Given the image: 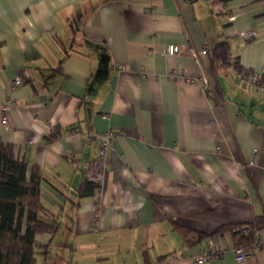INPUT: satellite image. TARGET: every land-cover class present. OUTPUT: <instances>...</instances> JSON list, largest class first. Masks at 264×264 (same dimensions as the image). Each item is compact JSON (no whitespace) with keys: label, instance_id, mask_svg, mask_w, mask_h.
<instances>
[{"label":"crops","instance_id":"crops-1","mask_svg":"<svg viewBox=\"0 0 264 264\" xmlns=\"http://www.w3.org/2000/svg\"><path fill=\"white\" fill-rule=\"evenodd\" d=\"M224 2L232 22L208 0H0V106L12 100L0 140L42 173L43 218L57 224L37 238L42 261L198 264L217 236L188 246L181 229L254 221L257 249L237 262L220 235L209 264H264V89L192 55L227 41L260 75L264 0ZM170 44L181 52L164 55ZM104 131L116 137L102 161Z\"/></svg>","mask_w":264,"mask_h":264},{"label":"trees","instance_id":"trees-1","mask_svg":"<svg viewBox=\"0 0 264 264\" xmlns=\"http://www.w3.org/2000/svg\"><path fill=\"white\" fill-rule=\"evenodd\" d=\"M212 60L217 68L235 69L239 76L247 75L258 86H264V69L255 75L243 68L237 59L233 60L230 45L219 41L211 49ZM43 176L40 169L29 166L19 157L17 148L0 140V264H36L38 255H46L48 245L38 242L40 236H53L57 224L43 218L44 204L41 198ZM98 185L83 182L82 196H94ZM260 228L251 221L220 225L212 234L181 229V235L188 246L198 244L203 238L229 234L236 247L250 246Z\"/></svg>","mask_w":264,"mask_h":264},{"label":"built area","instance_id":"built-area-1","mask_svg":"<svg viewBox=\"0 0 264 264\" xmlns=\"http://www.w3.org/2000/svg\"><path fill=\"white\" fill-rule=\"evenodd\" d=\"M185 1H187V0H185ZM208 1L213 6L215 11L220 12V13H225V14L228 13L227 5L224 2V0H208ZM228 16H229V20L231 22L234 21L236 18V15L233 13H228ZM241 36L243 38L249 40V39L253 38L254 33L252 31H246V32L241 33ZM181 50H182L181 47H179L178 45L170 44L164 48L163 53L166 56L173 57V56L179 54L181 52ZM210 51H211V48L209 46L205 45L204 47L201 48V50L199 51L198 54L196 52H193L192 55L194 57H197V55H199V54H207ZM241 80H243L245 82H249L252 85L259 87L260 89H264V86H258L256 81L254 79L248 77L247 75H242ZM20 82H21L20 78L16 77L13 79L11 86L15 87V86L19 85ZM203 84H204V87L206 90H211L210 85H209V80L207 78H203ZM11 102H12V100L9 97H7L5 102L3 104H1V106H0V124H3V125L7 124L8 113H9ZM101 118L107 119V116L103 115ZM115 137H116V133H114L112 131H104V132L100 133L99 136L97 137L99 157L102 159V161H104L106 159L108 150L113 145ZM94 182L98 185V189L96 192V193H98V191L100 189V184L102 182V175L98 174L96 176ZM98 206H99V203L95 202V207H98ZM216 238H217V243L219 246H217L215 249L211 248V249L202 250L201 253L195 258L196 263H198V264H209L211 262V260L221 256V253L224 250L222 247V239L223 238L220 235H217ZM259 244H260V238L257 234L255 237V240L253 241V243L250 246L234 248L233 251H234L236 261L242 262L247 255L251 254L254 249H257Z\"/></svg>","mask_w":264,"mask_h":264},{"label":"rangeland","instance_id":"rangeland-1","mask_svg":"<svg viewBox=\"0 0 264 264\" xmlns=\"http://www.w3.org/2000/svg\"><path fill=\"white\" fill-rule=\"evenodd\" d=\"M41 257H43V256H41V255H38V261H37V263L36 264H53V259H49L48 260V263H47V261L45 262V261H42L41 260Z\"/></svg>","mask_w":264,"mask_h":264}]
</instances>
